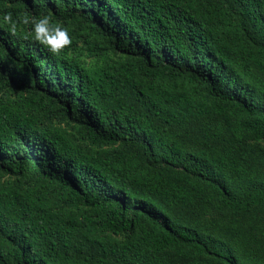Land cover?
I'll return each mask as SVG.
<instances>
[{
    "label": "trees",
    "instance_id": "1",
    "mask_svg": "<svg viewBox=\"0 0 264 264\" xmlns=\"http://www.w3.org/2000/svg\"><path fill=\"white\" fill-rule=\"evenodd\" d=\"M5 12L48 15L72 43L54 54L0 23V264H264L180 219L264 208V0Z\"/></svg>",
    "mask_w": 264,
    "mask_h": 264
},
{
    "label": "rangeland",
    "instance_id": "2",
    "mask_svg": "<svg viewBox=\"0 0 264 264\" xmlns=\"http://www.w3.org/2000/svg\"><path fill=\"white\" fill-rule=\"evenodd\" d=\"M79 47L81 59L90 66L103 62L100 56L87 49L88 45L82 39ZM260 155L264 161L263 149L260 150ZM183 217L195 222L203 232L224 238L238 248H252L258 251V256H264V208L258 209L252 218L233 219L209 203L194 209L192 213L184 211L180 219H184Z\"/></svg>",
    "mask_w": 264,
    "mask_h": 264
},
{
    "label": "clouds",
    "instance_id": "3",
    "mask_svg": "<svg viewBox=\"0 0 264 264\" xmlns=\"http://www.w3.org/2000/svg\"><path fill=\"white\" fill-rule=\"evenodd\" d=\"M0 23L6 24L8 32L12 35L17 34L18 25L29 26V31L25 33V39H31L46 46L54 54L59 53L72 43L69 30L53 23L48 15L37 18L24 13L14 18L12 12H5L0 17Z\"/></svg>",
    "mask_w": 264,
    "mask_h": 264
}]
</instances>
